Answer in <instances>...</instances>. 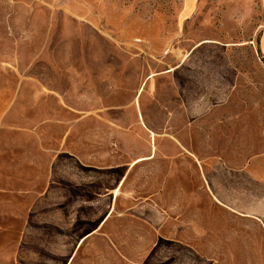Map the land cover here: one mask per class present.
Listing matches in <instances>:
<instances>
[{
    "label": "rangeland",
    "instance_id": "1",
    "mask_svg": "<svg viewBox=\"0 0 264 264\" xmlns=\"http://www.w3.org/2000/svg\"><path fill=\"white\" fill-rule=\"evenodd\" d=\"M263 29L264 0H0V81L16 88L0 127V264L71 255L69 264H264L261 217L237 221L225 205L218 226L209 216L165 234L141 226L151 247L108 249L107 235L129 237L133 220L112 216L102 227L107 202L97 194L72 210L55 200L68 195L71 160L81 179L104 168L112 177L151 143L154 159L128 176L155 162L167 176L195 178L198 158L228 160L231 141L238 159L261 157ZM230 108L254 114L252 123L213 120ZM168 140L188 164L169 159ZM186 187L192 206L217 210ZM253 204L264 212L263 200ZM89 230L82 245L57 247Z\"/></svg>",
    "mask_w": 264,
    "mask_h": 264
},
{
    "label": "crops",
    "instance_id": "2",
    "mask_svg": "<svg viewBox=\"0 0 264 264\" xmlns=\"http://www.w3.org/2000/svg\"><path fill=\"white\" fill-rule=\"evenodd\" d=\"M258 47L264 60V29L259 35ZM244 82L247 87L248 81ZM15 92V86L8 87L5 81H0V127L6 123V116L13 104L12 102L16 98ZM236 101L237 99L231 98L229 103H235ZM244 104H247V102ZM230 110V113L222 116L214 114L213 120L229 121L231 128L234 126L238 128L239 122L245 121L248 123L254 119V114H239L237 111H232V108ZM148 132L150 134L153 131L148 129ZM261 141H264V135H261ZM167 142L169 143L168 151L171 157L169 159L173 162L180 155L183 157L182 164H188L190 159L179 152V147L171 140ZM231 145L228 152V160L219 161L215 157L208 165L206 164V154L204 157H199L197 160L199 175L195 178L188 177L187 179L179 176H167L165 167H160L155 162L152 163L154 164L153 166L149 167L140 166L139 168L138 166L139 170L134 175L128 176L131 170L137 167L138 163L142 161L149 162L154 159L156 148H153V143L150 145L148 155L133 159L116 176L112 177H110V172L104 168L95 175L86 173L84 179H81L77 176L76 171L78 162L71 160L69 163V182L61 183L64 191L68 187V195L67 192L60 193L59 198L55 197V200L73 202V205H70L72 210V206L74 207L73 209L77 208L79 201L84 205H89L93 200L92 195L97 194L100 196L97 200L103 203L107 202L105 211L103 209L102 221L99 223L102 227L107 219L112 216L117 217L119 222L122 218L133 220V229L131 228L132 230L127 231V233L132 234H129V237L107 235L108 240L105 241V245L108 249L111 246L112 248L121 249L151 247L148 237L141 238L139 231L141 226L154 227L156 231L165 234V232H170L173 226L176 225L204 227L207 225L204 217L207 216L213 217L215 225L217 224L218 226V217L221 215L222 205L226 206L227 209L225 211L231 219L237 221L238 217H240L245 218L249 222H254V218L258 219L254 216H260L262 227L264 228V212H255L253 204L260 199L264 201V151L261 152V157H248V154H246L247 149L244 153L246 155L238 159L234 142L231 141ZM171 161L169 162L172 163ZM118 168L120 169L119 166ZM206 168L212 170L213 176H206ZM189 184L196 186L194 193L197 194L198 200L199 198L206 199L205 197L208 196L209 202L217 207V210H203L199 209L198 206H192L189 200L190 190L186 187ZM255 185L261 188H254ZM207 189H209V193H207ZM255 189L256 192L254 191ZM80 193H84L85 197H80ZM240 200L244 202L242 205L239 203ZM159 218H162V220L159 221ZM120 224L118 225L119 227ZM98 226L96 229H98ZM93 232V230L86 231L75 240L70 238L69 241H65L64 244L60 243L57 247L65 249L76 248L82 245ZM102 234L105 235L104 231ZM110 238L114 241H111ZM153 243H158V241H153ZM71 260L72 255L69 256L68 263L66 262L65 264H69ZM133 260L135 261V259Z\"/></svg>",
    "mask_w": 264,
    "mask_h": 264
}]
</instances>
